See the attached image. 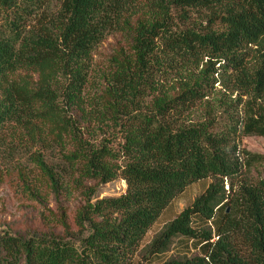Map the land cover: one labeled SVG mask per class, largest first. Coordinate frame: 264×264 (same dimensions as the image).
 Here are the masks:
<instances>
[{
    "label": "trees",
    "instance_id": "trees-1",
    "mask_svg": "<svg viewBox=\"0 0 264 264\" xmlns=\"http://www.w3.org/2000/svg\"><path fill=\"white\" fill-rule=\"evenodd\" d=\"M247 137L264 138V0H0V189L39 211L1 230L0 264H155L175 241L191 253L158 264H264Z\"/></svg>",
    "mask_w": 264,
    "mask_h": 264
},
{
    "label": "rangeland",
    "instance_id": "rangeland-1",
    "mask_svg": "<svg viewBox=\"0 0 264 264\" xmlns=\"http://www.w3.org/2000/svg\"><path fill=\"white\" fill-rule=\"evenodd\" d=\"M112 42V41H110ZM106 45L105 47H107ZM243 146L248 151L264 155V138L263 137H247L243 139ZM209 182L197 183L186 190L173 205L163 214L157 224L149 232L142 246L148 244L153 236L160 231V229L175 216H177L186 206L191 204L193 200L200 195L208 186ZM127 183L118 179L100 188V198L106 197H120L125 194ZM39 216V211L33 207L23 206L18 204L11 192L7 188L0 189V232L2 229L13 228L16 230H23L28 222ZM185 241H175L171 251L163 256L158 257L155 264L163 262L174 254L191 253V246H186Z\"/></svg>",
    "mask_w": 264,
    "mask_h": 264
}]
</instances>
